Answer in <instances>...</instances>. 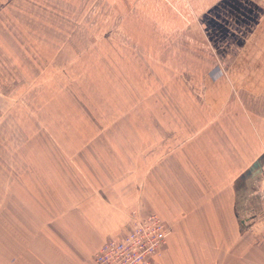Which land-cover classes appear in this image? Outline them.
<instances>
[{
  "label": "rangeland",
  "instance_id": "obj_1",
  "mask_svg": "<svg viewBox=\"0 0 264 264\" xmlns=\"http://www.w3.org/2000/svg\"><path fill=\"white\" fill-rule=\"evenodd\" d=\"M216 2L0 0V188L26 166L74 172L140 216L133 193L231 114L229 64L201 26ZM256 184L240 212L264 210Z\"/></svg>",
  "mask_w": 264,
  "mask_h": 264
},
{
  "label": "crops",
  "instance_id": "obj_2",
  "mask_svg": "<svg viewBox=\"0 0 264 264\" xmlns=\"http://www.w3.org/2000/svg\"><path fill=\"white\" fill-rule=\"evenodd\" d=\"M201 26L229 64L231 114L208 136L188 137L194 148H182L125 204L175 224L154 264H264V210H238L258 202L254 181L264 176V0H218ZM27 167L3 175L0 264H96L104 243L130 233L123 197H94L77 188L74 172Z\"/></svg>",
  "mask_w": 264,
  "mask_h": 264
},
{
  "label": "built area",
  "instance_id": "obj_3",
  "mask_svg": "<svg viewBox=\"0 0 264 264\" xmlns=\"http://www.w3.org/2000/svg\"><path fill=\"white\" fill-rule=\"evenodd\" d=\"M128 223V236L104 243L94 256L96 264H154L162 255L172 229L158 215L134 213Z\"/></svg>",
  "mask_w": 264,
  "mask_h": 264
},
{
  "label": "bare ground",
  "instance_id": "obj_4",
  "mask_svg": "<svg viewBox=\"0 0 264 264\" xmlns=\"http://www.w3.org/2000/svg\"><path fill=\"white\" fill-rule=\"evenodd\" d=\"M257 181V180H256ZM256 181H254V183L256 184Z\"/></svg>",
  "mask_w": 264,
  "mask_h": 264
}]
</instances>
